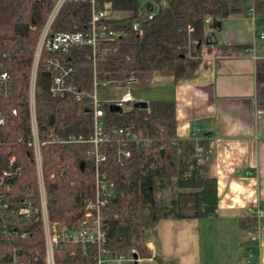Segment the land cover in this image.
Returning a JSON list of instances; mask_svg holds the SVG:
<instances>
[{
	"label": "trees",
	"instance_id": "trees-1",
	"mask_svg": "<svg viewBox=\"0 0 264 264\" xmlns=\"http://www.w3.org/2000/svg\"><path fill=\"white\" fill-rule=\"evenodd\" d=\"M239 1L95 0L98 9L105 2L111 4L106 20L121 34L98 42L95 61L85 45L56 54L71 68L66 79L75 92L64 96L49 92L54 73L47 70L46 63L55 54L42 48L35 72L34 108L51 223L78 228L87 212L86 202L94 195V146L86 141L93 132L94 70L108 74L114 83L127 72H156L175 81L189 79L205 55L230 56L241 51V46L217 41L224 18L246 14V8L237 5ZM56 2L0 0V264H44L45 260L28 93L37 44ZM253 5L255 14L264 17V0H254ZM90 13V0H64L47 37L86 30ZM207 16L211 17L208 24ZM135 19L140 21L141 35L131 29ZM147 103L145 109L131 106L114 111L102 102L104 132L129 125L151 143L141 147L128 141L125 147L130 155L121 160L115 142L100 145L104 159L98 167L114 188L99 209L105 241L86 248L61 243L54 250L56 264H95L100 246L123 255L134 249L142 259L172 264L146 247L158 222L217 216L216 180L196 154L197 145L206 146L205 139L176 136L173 100ZM79 136L85 140L78 141ZM23 208L32 212L23 214ZM238 224L248 242L255 232V217L247 215Z\"/></svg>",
	"mask_w": 264,
	"mask_h": 264
},
{
	"label": "crops",
	"instance_id": "crops-1",
	"mask_svg": "<svg viewBox=\"0 0 264 264\" xmlns=\"http://www.w3.org/2000/svg\"><path fill=\"white\" fill-rule=\"evenodd\" d=\"M240 7L246 14L224 18L217 34L219 43L242 47L237 55L207 54L182 81L156 72L126 73L127 90L134 89L136 101L173 100L176 136L205 139L210 149L198 162L216 180L217 216L160 220L150 243L153 253L168 261L245 264L248 242L238 221L258 207L260 252L255 255L264 264V17H252L249 5Z\"/></svg>",
	"mask_w": 264,
	"mask_h": 264
},
{
	"label": "built area",
	"instance_id": "built-area-1",
	"mask_svg": "<svg viewBox=\"0 0 264 264\" xmlns=\"http://www.w3.org/2000/svg\"><path fill=\"white\" fill-rule=\"evenodd\" d=\"M64 0H57L54 5L46 24L44 25L39 42L36 49V59L32 67V72L29 82V113H30V128L32 134V147L34 152V162L37 170V179L39 185V194L41 202V213L43 221L44 230V243H45V260L44 264H56L54 258V250L61 243H75L80 244L82 248L88 247L90 244H101L105 241V235L103 231V224L99 216V209L104 205V196L114 194V188L112 182L106 180V175L98 167V162L104 159V154L100 150L101 144H111L116 143V154L118 160L123 159V157H128L130 151L125 147L127 142H131L136 146L147 147L151 140L146 136L138 135L132 126H125L119 128H113L110 132H104L105 122L102 119L104 115V110L101 107L102 102L107 103L109 106L111 103L118 105L121 110L129 109L136 101L135 97L131 94L129 90L124 91L118 99H107L106 101H101L97 95V82L96 76L97 71L93 72V91L91 93V99L93 102V132L86 139V141L91 142L94 146L95 155V188L94 195L92 198L87 200L86 209L87 212L84 214L83 220L79 223L78 228H70L61 222L51 223L48 219L46 200H45V190L43 186L42 171H41V157H40V142L37 136V126L35 120V108H34V83H35V72L37 59L39 57L40 51L44 48L48 53L55 54L47 60V70L54 73L51 78L49 85V92L53 96H64L68 93L75 92L74 86L71 85L66 76L70 72L71 68L67 65L62 64V61L58 59L56 54H61L67 51L71 46L74 45H85L88 46L93 61H95L96 46L98 42L104 40H114L121 31L114 28V24L108 22L106 18L111 11V4L105 2L101 9L96 8L95 0H90L91 13L90 18L87 23L86 30H77L72 32H60L47 37L49 25L51 20ZM254 0H249L250 5L248 8V13L253 17L255 15L254 11ZM150 17V16H148ZM211 22V17L207 16L205 18V23ZM131 29L135 31L138 35L142 34V29L140 27L139 19L132 20L130 23ZM190 30V27H188ZM5 77V74L2 75ZM108 83H114L113 80L108 79ZM130 80L125 78L121 80V83L128 86ZM76 94V93H75ZM78 97V95H77ZM3 120L0 119V123ZM195 140L197 138L193 137ZM73 139V137H72ZM74 140V139H73ZM78 141H84L81 136L78 137ZM210 149L206 146H196V154L198 157L208 155ZM13 158L10 159L12 161ZM251 174V172H248ZM23 214H30L32 210L30 208L21 209ZM250 216L255 217V232L248 238V245L244 250L245 264H255V252H260V228L259 219L262 212L258 207H250L248 209ZM146 247L153 252V246L150 242L146 243ZM134 249L131 250L129 255L115 254L111 252L108 248L100 246L97 250V255L95 259V264H139L143 261L142 258L136 254ZM258 256V255H257ZM151 259V258H149ZM258 263L260 264V256H258ZM145 260V259H144Z\"/></svg>",
	"mask_w": 264,
	"mask_h": 264
},
{
	"label": "rangeland",
	"instance_id": "rangeland-1",
	"mask_svg": "<svg viewBox=\"0 0 264 264\" xmlns=\"http://www.w3.org/2000/svg\"><path fill=\"white\" fill-rule=\"evenodd\" d=\"M240 6H248L250 5L249 0H241L239 3ZM128 76V74H127ZM125 78H127L125 76ZM124 78V79H125ZM110 79L109 75L103 72H97V76H96V82H97V95L99 97V99L101 101H106L107 99H118L121 94L127 90V86L124 85L123 83H121L120 81H116L115 83H108L107 80ZM129 90L131 91L132 95L136 94V92L134 91V89L129 88ZM131 105L133 103H130ZM170 262H172V264H180L178 259H173L170 260ZM139 264H154L153 262L148 261L147 259H143V261Z\"/></svg>",
	"mask_w": 264,
	"mask_h": 264
},
{
	"label": "water",
	"instance_id": "water-1",
	"mask_svg": "<svg viewBox=\"0 0 264 264\" xmlns=\"http://www.w3.org/2000/svg\"><path fill=\"white\" fill-rule=\"evenodd\" d=\"M132 106L135 107V108H142V109H145V108H147L148 103H147L146 101H135V102L132 104ZM109 108L112 109V110H114V111H116V110H121V108H120L118 105L114 104V103H111V104L109 105ZM134 257H136V254H134Z\"/></svg>",
	"mask_w": 264,
	"mask_h": 264
}]
</instances>
